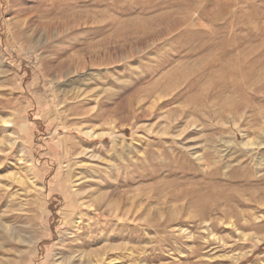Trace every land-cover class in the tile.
<instances>
[{
  "label": "rangeland",
  "instance_id": "374dc122",
  "mask_svg": "<svg viewBox=\"0 0 264 264\" xmlns=\"http://www.w3.org/2000/svg\"><path fill=\"white\" fill-rule=\"evenodd\" d=\"M257 198L264 0H0V264H264Z\"/></svg>",
  "mask_w": 264,
  "mask_h": 264
},
{
  "label": "bare ground",
  "instance_id": "6f19581e",
  "mask_svg": "<svg viewBox=\"0 0 264 264\" xmlns=\"http://www.w3.org/2000/svg\"><path fill=\"white\" fill-rule=\"evenodd\" d=\"M33 15H34V13L33 14H30L29 15V17L30 16H32L33 17ZM185 16V15H184ZM133 26V25H132ZM144 27H145V25H144ZM183 27V26H182ZM181 27V28H182ZM154 28V27H153ZM146 29V28H145ZM155 29V28H154ZM156 29H159V28H156ZM150 31H154V30H150ZM157 32V31H156ZM181 32V31H180ZM150 33V32H149ZM155 35H156V33H154ZM147 37V36H146ZM156 37V36H155ZM143 38V37H142ZM143 40V39H142ZM89 61V60H88ZM87 63V59L85 58V60H84V64H86ZM115 190V189H114ZM259 191V190H258ZM257 191V192H258ZM256 193V192H255ZM259 194V193H258ZM254 195V194H253ZM254 197H255V195H254ZM84 200V199H83ZM89 200V199H88ZM255 200H257V202L259 203V204H261V205H264V198L263 199H259V198H257V199H255ZM95 201V200H94ZM81 204V203H80ZM200 204V203H199ZM88 207H92V205H89ZM264 209V208H263ZM86 210V209H85ZM201 213V212H200ZM175 217V216H174ZM171 217L170 218V222H169V224H171V223H181V221H180V219H178L177 217ZM83 253V252H82ZM62 254V253H61ZM18 256V255H17ZM20 256V255H19ZM70 256V255H69ZM72 256H73V254H72ZM83 256V255H82ZM65 257V256H64ZM75 257V256H74ZM74 257H69V258H67L66 259V261H65V263L64 264H74V262H75V260L76 259H74ZM79 259V258H78ZM77 262H79V261H77ZM20 263V262H19ZM9 264H18L17 262H16V260H12V261H10L9 262ZM76 264H78V263H76Z\"/></svg>",
  "mask_w": 264,
  "mask_h": 264
}]
</instances>
